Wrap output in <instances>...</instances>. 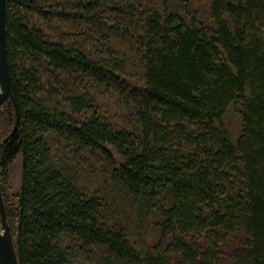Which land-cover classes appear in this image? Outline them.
I'll use <instances>...</instances> for the list:
<instances>
[{"label": "trees", "instance_id": "1", "mask_svg": "<svg viewBox=\"0 0 264 264\" xmlns=\"http://www.w3.org/2000/svg\"><path fill=\"white\" fill-rule=\"evenodd\" d=\"M6 12L20 121L9 137L15 106L0 105V167L21 159L22 189L2 188L19 264H264V0Z\"/></svg>", "mask_w": 264, "mask_h": 264}, {"label": "water", "instance_id": "2", "mask_svg": "<svg viewBox=\"0 0 264 264\" xmlns=\"http://www.w3.org/2000/svg\"><path fill=\"white\" fill-rule=\"evenodd\" d=\"M7 0H0V105L8 100L12 101L16 110V123L11 135L14 134L18 123L19 107L15 100V94H13V82L10 70V58L8 47V23H7ZM8 137V138H9ZM8 138L4 139L7 140ZM0 264H19L17 258L16 248L13 242V236L10 233L9 223L7 222V211L5 209V203L0 190Z\"/></svg>", "mask_w": 264, "mask_h": 264}, {"label": "rangeland", "instance_id": "3", "mask_svg": "<svg viewBox=\"0 0 264 264\" xmlns=\"http://www.w3.org/2000/svg\"><path fill=\"white\" fill-rule=\"evenodd\" d=\"M228 124L229 128L233 133L236 132V134H239L240 130V124L241 121L240 119L236 116L233 111H231L228 115ZM4 144V139L0 140V150ZM9 172L6 178V176L2 173V168L0 167V190L2 194V188L5 186V189H7L11 195L17 194L20 192L22 189L21 184H22V164H21V159L15 160L13 162V165L7 169ZM9 186V187H8ZM3 197V194H2ZM7 222L9 223L8 217H7ZM0 225H1V214H0ZM10 227V233H11V223H9ZM12 235V234H11ZM13 236V235H12ZM238 245L237 241H233L232 246Z\"/></svg>", "mask_w": 264, "mask_h": 264}]
</instances>
